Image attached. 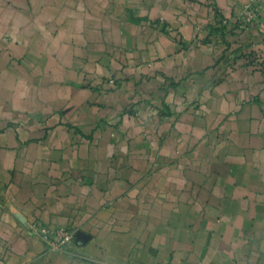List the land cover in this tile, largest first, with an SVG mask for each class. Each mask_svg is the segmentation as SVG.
Listing matches in <instances>:
<instances>
[{
    "label": "crops",
    "instance_id": "crops-1",
    "mask_svg": "<svg viewBox=\"0 0 264 264\" xmlns=\"http://www.w3.org/2000/svg\"><path fill=\"white\" fill-rule=\"evenodd\" d=\"M255 47L264 0H0V264H264Z\"/></svg>",
    "mask_w": 264,
    "mask_h": 264
},
{
    "label": "built area",
    "instance_id": "built-area-1",
    "mask_svg": "<svg viewBox=\"0 0 264 264\" xmlns=\"http://www.w3.org/2000/svg\"><path fill=\"white\" fill-rule=\"evenodd\" d=\"M259 5L257 2L252 1L244 6L242 12L232 19H229L230 22L238 21L240 29L247 30L251 29L258 23L259 15ZM225 23H230L227 20H224ZM255 66L261 67L263 65L262 60L254 59ZM41 232L43 237L49 242V248L51 250H61L67 244L73 241L75 238V229L68 226H44L41 227Z\"/></svg>",
    "mask_w": 264,
    "mask_h": 264
},
{
    "label": "trees",
    "instance_id": "trees-1",
    "mask_svg": "<svg viewBox=\"0 0 264 264\" xmlns=\"http://www.w3.org/2000/svg\"><path fill=\"white\" fill-rule=\"evenodd\" d=\"M224 20H227L228 22H230L228 19H225L221 15H217L216 23L210 25V32H211V34H213L214 37H219L221 41H223V39L226 36V33L230 29H235V28L240 29V25H239V22L238 21H234V22H230V23H225ZM257 43H261V41L259 40V41H257ZM243 54L246 55V57L248 58L249 62L251 64H253L255 57L258 55V49H252L251 48L248 51V53H246L244 51Z\"/></svg>",
    "mask_w": 264,
    "mask_h": 264
},
{
    "label": "rangeland",
    "instance_id": "rangeland-1",
    "mask_svg": "<svg viewBox=\"0 0 264 264\" xmlns=\"http://www.w3.org/2000/svg\"><path fill=\"white\" fill-rule=\"evenodd\" d=\"M260 10H261V8L259 7V11H258V15H259V19H258V23L257 24H259L260 22H261V18H260ZM256 24V25H257ZM254 43H257V42H254ZM255 49H257L256 47H255ZM246 52V53H248V51L249 50H243V52ZM230 55H232V54H230ZM229 55V57H231ZM247 58V57H246ZM260 59V60H262V62H264V48L263 49H261L260 51H258V55L255 57V59ZM248 59V58H247Z\"/></svg>",
    "mask_w": 264,
    "mask_h": 264
}]
</instances>
